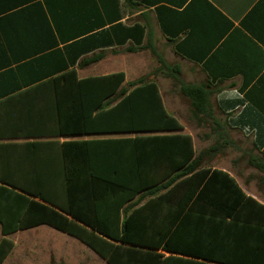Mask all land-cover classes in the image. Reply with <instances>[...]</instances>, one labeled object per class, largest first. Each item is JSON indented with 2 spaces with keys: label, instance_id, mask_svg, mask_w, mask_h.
I'll list each match as a JSON object with an SVG mask.
<instances>
[{
  "label": "trees",
  "instance_id": "trees-1",
  "mask_svg": "<svg viewBox=\"0 0 264 264\" xmlns=\"http://www.w3.org/2000/svg\"><path fill=\"white\" fill-rule=\"evenodd\" d=\"M157 58L152 77L127 86L123 73L79 79L70 71L53 81L73 92L56 93L58 129L49 136H128L26 143L30 171L0 173V264L14 249L10 235L40 225L107 264H264V203L204 166L215 145L196 154L157 76L173 79L196 119L212 117L214 92ZM246 161L264 184V155L247 150Z\"/></svg>",
  "mask_w": 264,
  "mask_h": 264
},
{
  "label": "crops",
  "instance_id": "crops-1",
  "mask_svg": "<svg viewBox=\"0 0 264 264\" xmlns=\"http://www.w3.org/2000/svg\"><path fill=\"white\" fill-rule=\"evenodd\" d=\"M157 57L214 92L212 117L196 119L189 108L183 119L157 76L196 154L215 145L204 166L264 203L262 173L246 161L247 150L264 155V0H0V173L30 171L26 143L127 137L49 136L58 129L56 93L73 92L53 81L70 71L123 73L127 86L152 77Z\"/></svg>",
  "mask_w": 264,
  "mask_h": 264
},
{
  "label": "rangeland",
  "instance_id": "rangeland-1",
  "mask_svg": "<svg viewBox=\"0 0 264 264\" xmlns=\"http://www.w3.org/2000/svg\"><path fill=\"white\" fill-rule=\"evenodd\" d=\"M158 77H161L166 103L172 105V99L175 98L178 106L175 112L183 119L189 116V101L180 94L173 79L164 74ZM170 90L176 94L170 96ZM10 238L14 242V249L3 264H107L77 238L48 225L17 232Z\"/></svg>",
  "mask_w": 264,
  "mask_h": 264
}]
</instances>
